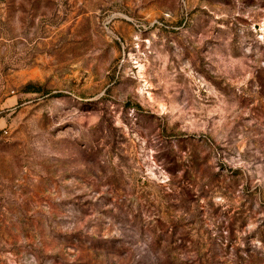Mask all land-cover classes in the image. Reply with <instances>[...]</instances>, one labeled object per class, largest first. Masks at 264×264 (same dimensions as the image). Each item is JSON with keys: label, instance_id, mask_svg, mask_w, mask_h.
<instances>
[{"label": "rangeland", "instance_id": "rangeland-1", "mask_svg": "<svg viewBox=\"0 0 264 264\" xmlns=\"http://www.w3.org/2000/svg\"><path fill=\"white\" fill-rule=\"evenodd\" d=\"M0 264H264V0H0Z\"/></svg>", "mask_w": 264, "mask_h": 264}]
</instances>
